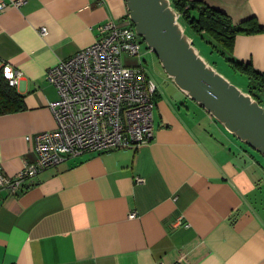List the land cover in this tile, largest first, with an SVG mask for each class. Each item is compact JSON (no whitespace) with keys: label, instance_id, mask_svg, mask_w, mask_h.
Wrapping results in <instances>:
<instances>
[{"label":"crops","instance_id":"crops-1","mask_svg":"<svg viewBox=\"0 0 264 264\" xmlns=\"http://www.w3.org/2000/svg\"><path fill=\"white\" fill-rule=\"evenodd\" d=\"M13 1L0 0L8 4L0 11V68L20 72L13 87L22 108L0 115L6 175L36 159L35 133L55 127L48 103L58 94L46 69L127 13L125 0ZM198 1L234 24L254 17L264 27V0ZM216 55L233 69L227 59L264 73V31L236 34ZM149 77L156 94L148 142L69 157L16 191L0 188V264H264V158L168 74Z\"/></svg>","mask_w":264,"mask_h":264},{"label":"built area","instance_id":"built-area-1","mask_svg":"<svg viewBox=\"0 0 264 264\" xmlns=\"http://www.w3.org/2000/svg\"><path fill=\"white\" fill-rule=\"evenodd\" d=\"M7 5L0 3V11ZM123 19L99 25L93 43L46 69L45 78L58 94L48 103L55 127L33 135L36 159L15 174L0 173V188L16 191L27 179L69 157L137 147L152 138L156 84L146 72L140 35L128 12ZM39 32L46 35L47 28L40 27ZM6 76L14 85L20 72ZM142 180L136 177L137 182ZM134 216L135 212L129 214Z\"/></svg>","mask_w":264,"mask_h":264},{"label":"water","instance_id":"water-1","mask_svg":"<svg viewBox=\"0 0 264 264\" xmlns=\"http://www.w3.org/2000/svg\"><path fill=\"white\" fill-rule=\"evenodd\" d=\"M130 21L175 84L227 130L264 155V109L197 54L166 0H125Z\"/></svg>","mask_w":264,"mask_h":264},{"label":"trees","instance_id":"trees-1","mask_svg":"<svg viewBox=\"0 0 264 264\" xmlns=\"http://www.w3.org/2000/svg\"><path fill=\"white\" fill-rule=\"evenodd\" d=\"M170 4L178 13L186 28L198 36H207L214 42L215 46L229 50L236 34L263 32L264 27L260 26L254 17H249L234 24L230 17L223 11L208 6L198 0H170ZM147 47V46H146ZM227 61L246 76L247 93L258 103L264 99V73L256 71L249 63L238 61ZM3 75L0 68V115L14 112L22 108L21 96Z\"/></svg>","mask_w":264,"mask_h":264},{"label":"rangeland","instance_id":"rangeland-1","mask_svg":"<svg viewBox=\"0 0 264 264\" xmlns=\"http://www.w3.org/2000/svg\"><path fill=\"white\" fill-rule=\"evenodd\" d=\"M168 1V4L171 6L173 11L176 15V23L178 24V27L182 34L187 37V40L190 42V44L193 46L197 54L205 61L207 65H209L211 68H213L215 71L221 73L224 75V77L232 84H234L236 87H238L240 90L244 89L246 86V76L244 74H241L238 71H235L232 67H230L224 60V58L220 57L219 55H216V52L218 53L219 46H215L214 42L208 39L207 36H198L194 34L190 29L186 28L183 21H181V18L178 16V13L174 10L172 5L170 4V0ZM193 34H192V33ZM138 39L141 40V53L143 55V58L145 59L144 64L148 70L149 75L153 73H162L165 71L163 70L159 59L156 57V55L152 52H149L147 49H145V41L141 38V36H138ZM148 75V77H149ZM244 93L249 94L244 91ZM208 119V118H207ZM205 119V126L208 127V131H215L213 129V122H210L208 124V120ZM219 122V121H218ZM257 158L260 160L264 157L259 153L256 152Z\"/></svg>","mask_w":264,"mask_h":264}]
</instances>
